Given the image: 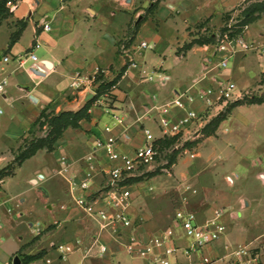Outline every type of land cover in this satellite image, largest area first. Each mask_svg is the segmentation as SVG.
<instances>
[{"label": "crops", "instance_id": "1", "mask_svg": "<svg viewBox=\"0 0 264 264\" xmlns=\"http://www.w3.org/2000/svg\"><path fill=\"white\" fill-rule=\"evenodd\" d=\"M140 1L17 0L14 7L7 6L11 13L0 23V104L6 108L0 110V138L4 150L1 154H6L3 156L5 164L0 168L13 159L12 150L22 144L42 110L76 111L85 104L90 93L69 87L70 75L75 70L93 74L98 68L105 69L107 78L121 71L112 107L123 122L117 123L105 108L94 107L89 119L81 120L78 128L64 130L53 151L40 149L33 155L45 151L53 155V160L45 165V173L41 169L34 170L28 177L29 182L38 185L59 177L64 185L62 199L44 205L43 220L32 222L27 218L23 222V191L5 189L7 180L16 175L27 159L12 176L0 179V208L3 210L0 264H12L15 256L19 257L20 264H145L128 255L110 233L100 230L97 221L75 201L76 197L97 192L104 180L103 174L97 171L87 191L72 185L82 179L89 154L95 155L99 169L108 165L105 151L95 148V141L114 136L116 150L131 156L144 143L145 128L161 136L160 115L173 118L183 115L182 109L172 105L166 113L160 109L177 93L188 92L195 96L198 89L216 87L219 81L229 80L236 84L240 99L255 85L264 83V13L243 31V37L253 44L252 49L236 53L230 59L231 67L220 69L216 66L218 55L213 43H194L187 49L183 46L208 35L216 36L209 28L222 27L225 14L238 9L244 0H154L142 4L136 11ZM44 24L50 29L45 30ZM17 31L19 35L11 42V35ZM142 41L150 47H140ZM30 52L36 54V61L30 58ZM6 56L9 57L7 62L4 61ZM133 62L136 67L131 65ZM261 104L264 102L238 105L232 113L238 108ZM191 107L201 111L203 105L195 100ZM211 119L202 127L193 125L187 135L195 133L197 137ZM227 119L216 127V135L221 130L231 131L223 127ZM106 126L112 128L110 133L105 131ZM210 137L206 136V140ZM211 154L210 149L198 153L195 159L178 161H210ZM227 179L233 182L231 176ZM130 188L129 214L138 234L146 237L156 233L150 230L160 228L167 218L160 221L148 206L139 208V190L133 185ZM43 193L48 197L46 191ZM239 199L244 205L241 208L239 200L228 194L212 193L206 188L199 195V190L194 189L189 197H182L184 203L180 208L192 211L199 223L211 218L216 209L222 210V214L229 209L230 217L235 213L238 218L243 213L240 210L248 205L245 199ZM104 206L100 201L95 208ZM13 208L15 214L11 212ZM172 221L171 226L175 225L174 218ZM225 229L222 237L201 252H193L189 258L182 251L178 252L173 264H205V257L211 264H264V226L255 222L247 228L233 230L225 225ZM175 242L181 249L191 245V240L179 227L175 229ZM100 245L106 246L104 253L100 252ZM245 245L253 250L252 256L236 257L234 251ZM39 253H42L40 257L25 261V257Z\"/></svg>", "mask_w": 264, "mask_h": 264}, {"label": "rangeland", "instance_id": "2", "mask_svg": "<svg viewBox=\"0 0 264 264\" xmlns=\"http://www.w3.org/2000/svg\"><path fill=\"white\" fill-rule=\"evenodd\" d=\"M147 1L150 3L154 0H141L137 5L136 11L140 10L143 7L142 4ZM256 1L259 0H246L238 9L227 13L230 15L227 16L230 17L228 24L234 23L240 17L241 10ZM144 9L146 10V8ZM222 27H210L209 32H214L218 40L220 39L219 29H222ZM231 64L232 61L229 62L228 67H231ZM259 85H255L253 89L244 93L242 97L245 95H256L263 99L264 83ZM230 105H226L219 112H214L215 114L212 115L211 118H214L221 113L223 114L222 118L219 119L220 121L214 122L207 128L209 132L212 130L209 139L206 140L207 131L198 132L197 137H195L194 133L189 138L181 135L168 139L167 145L160 147V154L157 160L129 180V184L139 190L138 207L147 209L148 206L154 212L155 218L160 221L163 217L167 218L165 224L160 226V228L150 230V233L165 229L173 224L172 219L177 208H180L181 204L184 203L182 197H186V195L189 197V194L194 189L199 190L200 195L203 189L206 188H210L212 193L228 194L234 200H239L240 208L244 205L242 199L239 198L242 197L247 201L248 205L243 210H240L243 212L241 217L236 218L235 213H233L232 218L229 214L231 210H225L224 214L219 218V221L224 225L229 226L233 230L247 228V225L251 226L255 222L259 223V226H264V104L249 108H238L233 113L232 110L235 106L231 108ZM240 105L250 104L245 102ZM1 109L6 110L0 104ZM44 110L46 113H55L53 109L45 108ZM226 118L228 119L223 124V127H227L231 131L225 133L221 130L220 134L216 135L214 132L216 130L215 127H218L219 123L221 124V120ZM47 131V125L40 126L38 124L25 137L28 140L44 137ZM212 136L215 137L213 138ZM1 144L0 138V167L6 161V157H3L6 154H1L4 151ZM210 149L212 153L210 161H178L184 158L195 159L198 153H204ZM16 152L17 149L15 151L12 150L13 155ZM170 159L172 161H169ZM52 160L53 155L41 151L27 159L17 169L16 175L8 179L5 184L7 191H23L22 197L25 199L21 206L23 222L27 218H30L32 222L43 220L46 213L44 205L47 202L52 205V201H60L63 197L62 186L64 187V185L59 181V177L38 185L28 181V177L36 169H41V172L45 173V165ZM192 167L193 170H191ZM227 176L233 178L232 183L227 179ZM43 190L47 192L48 197L43 193ZM9 207L12 208L13 206L10 204ZM2 211V208H0V218L3 214ZM11 212L13 214L16 213L14 208ZM22 227L25 226L22 225ZM251 232H254V228H252ZM252 251L251 256L254 253ZM196 252L199 253L201 250ZM190 255L186 256L189 258Z\"/></svg>", "mask_w": 264, "mask_h": 264}, {"label": "built area", "instance_id": "3", "mask_svg": "<svg viewBox=\"0 0 264 264\" xmlns=\"http://www.w3.org/2000/svg\"><path fill=\"white\" fill-rule=\"evenodd\" d=\"M6 5L14 7L15 2L8 1ZM44 29L49 30L50 26L44 24ZM140 47L146 49L150 45L142 41ZM252 47L253 44L243 37V33L235 37H229L227 33L223 34L214 44L215 52L218 55L217 68H226L233 55L238 52H246ZM29 56L32 60H37L36 54L30 52ZM8 60V56L4 57V61L7 62ZM131 65L136 67L134 62ZM105 73L106 70L100 68L96 69L93 74L75 70L70 75L69 87L75 91L90 93L88 96L90 99L96 94L99 83L96 78L98 74H103L106 80L113 78H107ZM1 88L2 84H0ZM117 88L118 82L113 84L104 94L98 96L88 112L91 114L94 107H103L111 113L112 118L117 123H122V117L113 111L112 107L114 92ZM236 89V84L227 80L219 81L216 87L198 89L195 96L188 92L177 93L170 103L162 105L160 109L163 113H166L168 106L172 105L182 109L183 115L175 118L160 115L158 128L161 136L157 137L150 129L145 128L144 143L131 156L119 153L116 150L117 140L114 136H107L105 140L98 139L95 141V148H101L105 151L109 161L108 165L99 169L95 155L93 153L89 154L85 159L86 166L82 179L78 183L72 182V185L77 186L82 191H87L93 183L97 171L103 174L104 180L97 192L76 197L75 201L79 207L97 221L100 230L110 233L131 257L139 258L145 264H173L178 252L182 251L184 255H190L192 252L214 243L225 234V225L219 221L222 210L216 209L211 218L204 223H199L192 211L182 207L175 212V225L146 237L139 235L135 221L129 214L131 204L129 180L157 160L160 154V140H168L181 135L187 138L192 137L187 134L193 125L202 127L204 122L215 114L214 112H219L229 102L239 99ZM195 100L202 103L203 108L201 111L191 107ZM105 131L110 133L112 128L106 126ZM62 161H65L64 157ZM96 194L98 195L96 196ZM100 201L104 202L105 206L96 209L95 206ZM183 201H185V198ZM176 227H179L183 235L191 240L190 246L181 249L176 244ZM59 248L61 249L63 246H59ZM106 249L105 245H100L101 253H104ZM251 250L248 245H245L235 250L234 255L236 257L251 256ZM204 262L205 264H211V260L207 257L204 258Z\"/></svg>", "mask_w": 264, "mask_h": 264}, {"label": "trees", "instance_id": "4", "mask_svg": "<svg viewBox=\"0 0 264 264\" xmlns=\"http://www.w3.org/2000/svg\"><path fill=\"white\" fill-rule=\"evenodd\" d=\"M12 1L16 2L17 0H0V23L4 20L7 16L10 15V10L7 7V2ZM264 13V0H259L253 3H250L247 7H244L241 10L240 17L234 23L228 24V20L230 17L229 14H225L224 16V24L222 29H220V36L227 33L229 37H235L240 35L245 30V27L249 25L251 22L256 20L260 14ZM19 35V31L13 33L11 35V42ZM217 42V36L208 35L203 38L195 39L188 44L183 46V49H187L191 47L194 43L204 44V43H213ZM121 77V71L116 73L111 80L104 79L103 74H98L96 76L97 80L99 81L96 94L92 98L88 99L85 104L80 107L76 111H59L57 113L48 112L46 113L45 110H42L39 117L35 121L32 128L28 131L30 133L32 129L36 125L44 126L47 125L48 131L44 137L40 138H32L28 140L26 137L23 138V143L17 148V152L14 155L12 161H10L7 165L0 168V179H3L8 176H12L14 174L15 169L21 165L23 161L32 157L38 150L46 149L47 151H53L56 148L58 139L62 136L65 129L68 127L78 128L80 126V122L83 119H89L90 113L88 109L93 104L94 100L104 94L110 87L117 83ZM255 104V103H262L264 102V98L257 97L256 95H245L240 99L234 100L229 102L227 105L230 107H234L243 103ZM223 114H219L218 116L212 118L207 126L203 129L207 131V128L212 125L214 122L218 121L222 118ZM44 119L43 121H41ZM220 121V120H219ZM216 128V127H215ZM212 130L207 131V135H210ZM168 140H160L159 144L161 146L167 145ZM169 161H172L170 159ZM42 255L39 253L37 255H32L25 257V261L38 258Z\"/></svg>", "mask_w": 264, "mask_h": 264}, {"label": "water", "instance_id": "5", "mask_svg": "<svg viewBox=\"0 0 264 264\" xmlns=\"http://www.w3.org/2000/svg\"><path fill=\"white\" fill-rule=\"evenodd\" d=\"M87 99H89V97H87ZM20 263H21V261H20L19 257L18 256H15L14 259H13L12 264H20Z\"/></svg>", "mask_w": 264, "mask_h": 264}]
</instances>
